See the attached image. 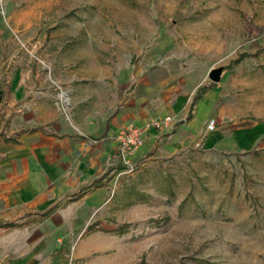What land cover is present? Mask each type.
Masks as SVG:
<instances>
[{
  "label": "rangeland",
  "instance_id": "obj_1",
  "mask_svg": "<svg viewBox=\"0 0 264 264\" xmlns=\"http://www.w3.org/2000/svg\"><path fill=\"white\" fill-rule=\"evenodd\" d=\"M0 62L63 120L64 93L117 132L175 120L144 151L116 145L85 189L102 185L101 206L52 246L0 231V264H264V0H0ZM199 85L212 86L193 104ZM187 113L191 139L170 143ZM133 190L148 201L129 204ZM11 195L0 183V222L26 217Z\"/></svg>",
  "mask_w": 264,
  "mask_h": 264
},
{
  "label": "crops",
  "instance_id": "obj_2",
  "mask_svg": "<svg viewBox=\"0 0 264 264\" xmlns=\"http://www.w3.org/2000/svg\"><path fill=\"white\" fill-rule=\"evenodd\" d=\"M25 82L26 79L9 75L0 62V183L12 193V206L19 208L16 213L26 215L23 220L2 221L25 222L3 232L28 230L30 241L27 243L52 246L54 230L80 228L82 214L94 213L101 206L97 198L102 185L94 191L85 189L115 168L101 169L116 147L117 131L100 114L83 110V100L77 94L64 93L63 120V113L54 102L42 105L38 103V95L22 94L18 87ZM137 95L141 93L137 92ZM206 95L205 92L201 98ZM26 99L32 103L27 104ZM14 102L24 104L14 110L11 109ZM93 107H98V103ZM188 115L183 119L184 129L169 135L170 143L179 144V141L191 139L193 116L189 118ZM156 132L155 129L147 131L137 151H144ZM7 137H15L16 142L2 141ZM94 137L102 138L101 143L91 142ZM116 166L120 167L118 163ZM45 213L48 214L43 216ZM92 223L98 224V221L89 225ZM39 226L42 229L38 232ZM63 260L57 256L52 258L51 264H64Z\"/></svg>",
  "mask_w": 264,
  "mask_h": 264
},
{
  "label": "built area",
  "instance_id": "obj_3",
  "mask_svg": "<svg viewBox=\"0 0 264 264\" xmlns=\"http://www.w3.org/2000/svg\"><path fill=\"white\" fill-rule=\"evenodd\" d=\"M175 120L172 116H164L162 118L154 119L150 123L142 125L129 124L124 129L118 131L114 137L118 151L126 156H132L143 143L144 134L151 130H168ZM215 127L214 120H208L206 124V131H212ZM126 165L132 169V165L128 160H124Z\"/></svg>",
  "mask_w": 264,
  "mask_h": 264
},
{
  "label": "trees",
  "instance_id": "obj_4",
  "mask_svg": "<svg viewBox=\"0 0 264 264\" xmlns=\"http://www.w3.org/2000/svg\"><path fill=\"white\" fill-rule=\"evenodd\" d=\"M211 86L212 85H210L209 87H205V86L198 87L196 89L195 95L193 97V104L196 102L197 99H200L201 96L206 92V90L208 88H210ZM190 116H191V113H189L188 117L190 118ZM2 141H4V142H16V138L15 137H7V138H3ZM162 190L165 194H172L173 193L169 184L164 186L162 188ZM131 194H132V197H131V201L129 204H134L137 202H147L149 199V195L146 193H143L141 191L133 190L131 192ZM48 213H45L43 216L47 215ZM24 223L25 222H0V230L6 231V230H9V229L17 227V226H22ZM91 228L92 229H98L100 227L98 226L97 223H92V224L87 226L86 230H90Z\"/></svg>",
  "mask_w": 264,
  "mask_h": 264
},
{
  "label": "water",
  "instance_id": "obj_5",
  "mask_svg": "<svg viewBox=\"0 0 264 264\" xmlns=\"http://www.w3.org/2000/svg\"><path fill=\"white\" fill-rule=\"evenodd\" d=\"M222 71V67L213 68L208 72L207 77L211 82L218 83L220 81Z\"/></svg>",
  "mask_w": 264,
  "mask_h": 264
}]
</instances>
